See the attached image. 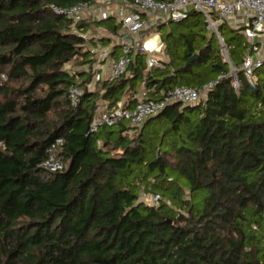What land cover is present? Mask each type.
I'll list each match as a JSON object with an SVG mask.
<instances>
[{
	"label": "trees",
	"instance_id": "16d2710c",
	"mask_svg": "<svg viewBox=\"0 0 264 264\" xmlns=\"http://www.w3.org/2000/svg\"><path fill=\"white\" fill-rule=\"evenodd\" d=\"M80 1L0 0V264H264V64L252 81L242 69L244 27L218 25L228 61L192 9L161 34L166 59L138 52L126 73L95 82L85 32L120 25L51 6ZM210 82L198 102L91 130L104 105ZM57 137L65 166L52 171L43 163Z\"/></svg>",
	"mask_w": 264,
	"mask_h": 264
},
{
	"label": "built area",
	"instance_id": "2783aa9c",
	"mask_svg": "<svg viewBox=\"0 0 264 264\" xmlns=\"http://www.w3.org/2000/svg\"><path fill=\"white\" fill-rule=\"evenodd\" d=\"M51 6L56 13L66 15L74 22H95L112 17L120 25L116 37L122 52L118 57L114 56L112 45L92 49L95 54L99 49V54L103 57V62L99 61L95 69V82L103 78L113 79L126 73L133 54L138 52L148 55L150 65L158 63L160 58L156 54L160 51L164 52L163 43L149 41L148 37L156 31L159 23L180 21L192 9L204 13L208 27L217 33L228 61L230 58L227 47L218 25L223 21L230 23L242 11L245 22L234 25V27H244L242 32L248 41L242 69L252 81L254 69L264 64V56L260 55L264 41L257 40L264 35V0H86L69 6H59L55 3ZM213 84V82L205 84L203 89L179 85L168 90L161 98H150L146 91H141L137 103L132 108L125 107L122 101L113 107L109 105L101 107L94 117L91 130H97L103 124H113L122 118L130 119L134 124H141L146 118L160 112L171 103L200 101L203 93ZM234 85L236 88L241 85L236 76ZM82 92L81 88L71 86L73 104L78 103ZM63 143L64 139L57 137L47 148L48 156L43 164L52 171L61 170L65 166L60 155Z\"/></svg>",
	"mask_w": 264,
	"mask_h": 264
},
{
	"label": "rangeland",
	"instance_id": "374dc122",
	"mask_svg": "<svg viewBox=\"0 0 264 264\" xmlns=\"http://www.w3.org/2000/svg\"><path fill=\"white\" fill-rule=\"evenodd\" d=\"M175 22H168L166 23L165 25H162V27L160 29H158L157 31H155L154 33H152L149 37H148V40L149 41H157V42H160L161 39V34L168 30L172 25H174ZM212 31L213 30H210V29H207L206 30V33H207V36H210L212 34ZM85 35H86V38L89 39V41H95V45L91 44L89 45V47H91V49L93 48H100L99 46H105L106 44H103L101 40H103L104 38H109V37H112L114 40H116L117 38L109 33V31H107L105 28L103 27H99V26H90V29L85 32ZM163 48H164V44H163ZM97 53L95 54L94 52V55H95V63L93 65V68L96 69L97 65H99L98 63L100 62H103L102 60V55L99 54V49L96 50ZM122 52V48H118V52L116 53V57H118ZM160 59H166V56H165V53L160 51L156 54ZM100 61V62H99ZM67 67L69 69H71L72 71H80L82 69H86V68H89V64L88 63H78L77 61H72L70 63L67 64ZM142 198L148 202H153L155 201V196H153V194H144L142 196Z\"/></svg>",
	"mask_w": 264,
	"mask_h": 264
},
{
	"label": "crops",
	"instance_id": "0c3cea01",
	"mask_svg": "<svg viewBox=\"0 0 264 264\" xmlns=\"http://www.w3.org/2000/svg\"><path fill=\"white\" fill-rule=\"evenodd\" d=\"M245 22V19H244V15H243V12L241 11V12H239L238 14H237V16L234 18V19H232L231 21H230V25L231 26H233L234 27V25H236V24H243ZM99 27H102V26H99ZM116 37V36H115ZM117 38V37H116ZM160 39H161V37H160ZM257 40L258 41H264V35H262V36H260V37H258L257 38ZM161 42L163 43V41H162V39H161ZM116 44H118V41H117V39L116 40H112L109 44H106V45H112L113 47L114 46H116ZM164 44V43H163ZM119 45V44H118ZM118 48H120V47H117V49ZM260 55H262V56H264V48L260 51Z\"/></svg>",
	"mask_w": 264,
	"mask_h": 264
},
{
	"label": "water",
	"instance_id": "95a60500",
	"mask_svg": "<svg viewBox=\"0 0 264 264\" xmlns=\"http://www.w3.org/2000/svg\"><path fill=\"white\" fill-rule=\"evenodd\" d=\"M168 23V22H166ZM165 23H159V26H162ZM206 25L208 26V21H206ZM198 56L197 53L193 54L191 57H189V59L187 60L185 67H187L196 57Z\"/></svg>",
	"mask_w": 264,
	"mask_h": 264
}]
</instances>
